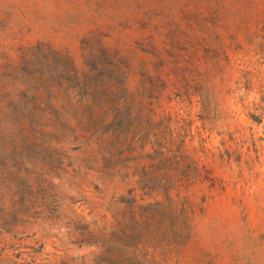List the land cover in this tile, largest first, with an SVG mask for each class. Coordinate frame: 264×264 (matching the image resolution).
<instances>
[{
  "label": "rangeland",
  "instance_id": "obj_1",
  "mask_svg": "<svg viewBox=\"0 0 264 264\" xmlns=\"http://www.w3.org/2000/svg\"><path fill=\"white\" fill-rule=\"evenodd\" d=\"M0 151V264H264V0H0Z\"/></svg>",
  "mask_w": 264,
  "mask_h": 264
},
{
  "label": "trees",
  "instance_id": "obj_2",
  "mask_svg": "<svg viewBox=\"0 0 264 264\" xmlns=\"http://www.w3.org/2000/svg\"><path fill=\"white\" fill-rule=\"evenodd\" d=\"M115 91H117L116 88ZM114 97H117L116 93H114ZM113 101L116 102V105H119L122 102V99L119 98L116 100H112V102ZM6 137L7 136L4 135V138ZM49 144L50 142L47 140L48 146L45 149L47 152L53 150ZM10 145H12L14 148L13 152H16L20 148V146H18V144L15 142V140H11ZM33 175H36L41 179L37 185H34L32 179H30V177H32ZM49 177L50 171H43L38 173L37 171H31L26 169L22 170L21 168H17L16 165L9 167L6 165L5 160L4 165H0V188L8 189L10 191L15 190V194L23 193V191H33L35 188L38 191H45L47 193V191L51 190V188L53 187V183L51 181L52 177Z\"/></svg>",
  "mask_w": 264,
  "mask_h": 264
}]
</instances>
